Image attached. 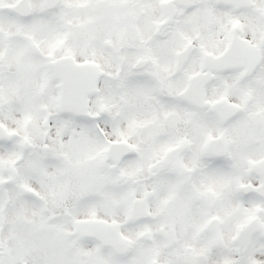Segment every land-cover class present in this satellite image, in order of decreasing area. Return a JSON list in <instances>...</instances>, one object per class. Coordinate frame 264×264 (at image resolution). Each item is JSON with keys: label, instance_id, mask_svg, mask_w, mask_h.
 <instances>
[{"label": "snow or ice", "instance_id": "snow-or-ice-1", "mask_svg": "<svg viewBox=\"0 0 264 264\" xmlns=\"http://www.w3.org/2000/svg\"><path fill=\"white\" fill-rule=\"evenodd\" d=\"M0 264H264V0H0Z\"/></svg>", "mask_w": 264, "mask_h": 264}]
</instances>
